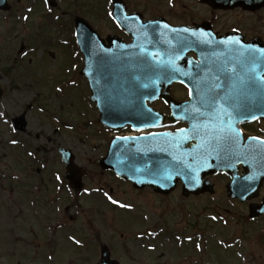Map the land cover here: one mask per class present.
Here are the masks:
<instances>
[{
    "label": "rangeland",
    "instance_id": "1",
    "mask_svg": "<svg viewBox=\"0 0 264 264\" xmlns=\"http://www.w3.org/2000/svg\"><path fill=\"white\" fill-rule=\"evenodd\" d=\"M32 1H21L12 12L13 19L7 20L0 34V57L6 60L4 65L7 64L6 67L12 69V81L17 87L0 102V142H3L0 144V214L3 213L0 232L4 234L3 230L7 229L10 233V223L22 224L24 221L17 212L23 209L20 192L24 187L20 185V180L12 179L13 174L14 177H20L21 166H30L31 160L26 159L24 152L35 151L34 161L50 163L42 176L47 181L52 180L48 186L49 192L41 195L40 203H54L60 207L72 203L73 194L69 187L57 179V176L63 178L64 173L58 148L65 147L73 151L77 164L88 172L85 189L77 199L82 207L80 219L94 221L99 233L95 236L87 231L86 237L82 236L83 243L79 244L73 240L57 239L59 242L54 248L56 256H51V263L41 260L39 264H93L98 261L95 249L99 250L101 244L107 245L112 250L113 257L122 264H264V237L260 239L256 236L257 230L264 231V221L258 225L242 222L248 216V208L227 197L225 178L213 180L217 184L214 195L186 201L180 195L162 199L148 192H137L110 174L102 173L98 162L106 154L109 135L103 130L99 133V114L91 107L87 85L80 76L81 55L71 33L74 34L76 16L95 24L104 36L117 33L108 18H102L101 14L97 17V11L102 6L106 8L109 0H55V8L49 7L45 0H37V11L34 10ZM125 1L132 10L142 12L145 17L163 15L160 0ZM25 16L29 18L23 19ZM22 45L25 49L20 53ZM14 58L18 59L19 65L14 62L10 64L9 61ZM1 75L0 72V83L4 85L2 90L8 92L6 87L11 86V78L6 80ZM57 82H60L58 88H62V92H57ZM31 101L36 106H31L34 115L27 111L29 124L26 138L24 135L14 136L5 125L1 126L2 120L13 119L27 110L26 105ZM38 134L41 137L36 141L35 135ZM48 136L52 139L51 143L47 142ZM13 140L17 141L15 145L20 149L14 148ZM26 140L30 142L27 143ZM21 153L24 155L23 163ZM8 175L13 181V190L8 188ZM36 181H39L37 177ZM102 188L115 199L131 203L134 208L122 209L112 204L100 193ZM3 209L7 211L3 212ZM72 213L76 214L75 211ZM138 215L144 216L148 224H144L143 218ZM213 216L217 219L213 220ZM149 228L153 231L170 232L173 236L178 234L196 238L193 243L184 239L181 244L171 237L167 238L165 234L159 239L153 235L141 241L147 247V250H143L144 246L141 247L136 236ZM122 234L125 235L124 238H121ZM10 236L11 233L7 234L6 244L0 242V264H16L18 258L22 259L27 253L31 258L32 248H23L18 257H12L15 244H11ZM61 237L62 234H59L58 238ZM221 240L235 246H222L218 242ZM197 244L202 245L203 251L197 249ZM18 245L26 246L22 242ZM148 246H154L155 250L149 251ZM5 250L6 257L3 256Z\"/></svg>",
    "mask_w": 264,
    "mask_h": 264
},
{
    "label": "water",
    "instance_id": "2",
    "mask_svg": "<svg viewBox=\"0 0 264 264\" xmlns=\"http://www.w3.org/2000/svg\"><path fill=\"white\" fill-rule=\"evenodd\" d=\"M123 16L126 17L125 14ZM131 17L128 18L132 19ZM78 28V41L82 51L87 55L83 74L87 75L93 90L92 100L97 102L102 112L101 123L112 130L123 129L127 125L142 124L151 127L161 123L165 117L144 106L146 100L154 102L155 98L143 99L141 97L139 93L142 88L135 80L136 74L133 65L114 64L111 59L102 62L98 55L102 51L107 52L102 47L104 41L85 22L79 21ZM134 37H136L137 43L150 45L152 52H161L160 35L151 32L148 36L142 34ZM109 41L113 44L116 42L113 39H109ZM122 50L124 49H120V51ZM157 58L159 59L158 56ZM157 58L151 60L150 67L152 70L149 84L152 92L159 93L161 89L167 91L174 79H171L170 76L168 78L161 77L164 68ZM177 76L179 77L178 74ZM204 91L208 92L209 89L205 88ZM162 96L172 109L173 116L170 119L175 121L180 107L169 95L164 93ZM251 108L253 110L250 114L264 118V89L263 109L255 105V100H253ZM129 144V139L113 141L108 156L102 164L104 167L112 168L123 177L132 180L138 187L151 185L157 191L170 192L180 178L185 182L186 192H212V185L207 181L203 182L202 179L208 174L223 169L230 171L232 176V182L227 187L229 196L244 201L258 194L264 180V145L256 144V142H250L243 151L242 163L246 173L242 178H239L236 173V166L240 164V161H230L223 158L211 159L212 152L209 151L212 150V147H198L195 151L197 160L194 165L189 166L186 163L171 160L163 152L138 154V151H133L134 148L128 146ZM159 144L160 142L157 143V145ZM218 148V146H214V150ZM184 155V153L180 154L181 157ZM69 156L66 154L65 159H71ZM178 171L180 174H177ZM186 172H190L191 176L196 177L199 182L196 183V180L191 179L189 175L186 176ZM167 175H171L172 179H160L161 176ZM153 179H156L157 182L151 183ZM191 185L194 186V189L189 187ZM252 212L259 213L258 208H252ZM103 257L104 260L101 264H109L107 256L104 255Z\"/></svg>",
    "mask_w": 264,
    "mask_h": 264
},
{
    "label": "flooded vegetation",
    "instance_id": "3",
    "mask_svg": "<svg viewBox=\"0 0 264 264\" xmlns=\"http://www.w3.org/2000/svg\"><path fill=\"white\" fill-rule=\"evenodd\" d=\"M17 1L18 3L21 2V0ZM13 2L14 0H9L10 4H13ZM238 2H242L243 4L240 5ZM160 3L164 9L163 15L161 16L169 25L188 29L187 32L189 34L186 35V41H197V37L193 35L194 32L199 30V27L205 26L209 32V34H206L208 36V39L206 40L210 47L209 62L213 74V80L215 82H220L221 84H226L229 88H231L233 81H235L236 87L232 92V96L236 98L245 97L247 93L245 85H243L242 89L246 93H237L240 90L238 88L241 83L238 77L243 76L247 79V77L249 75L252 76L253 73H246L242 70L241 63L243 62L248 65L249 58L255 56L256 74L261 73L262 75L264 0H161ZM9 9L12 10L13 6L11 5ZM9 12L0 9V34L2 33L1 30L6 23V17ZM98 16H100L99 12H97V17ZM236 41L239 43H235ZM249 46L252 48L251 52H248ZM260 47L262 48L260 50L261 52H258V48ZM186 49L188 51H193L194 44L186 45ZM197 60V55L193 52H189L184 59V65L191 66V64H194ZM81 61L82 63L84 62V57L82 55ZM5 63H7L6 60H3V58L0 57V67L4 68L0 69V72L2 74L1 76L4 78H6L8 72L6 65H4ZM232 68L236 69L238 75H234L231 72ZM225 69H227V71H225ZM217 77L219 79H217ZM177 86L181 91L173 92L174 87H176L174 86L172 89L173 97L181 102L188 101L191 96L190 92L183 86ZM219 94L226 95L223 93ZM2 99L3 97L0 98V101ZM159 104L162 103L158 102L156 105L158 106ZM29 106L31 107L32 105L30 104ZM27 113L28 112H26V114ZM28 124L29 123H27L23 130H18L17 132L22 134L26 133L28 130ZM258 125L259 133H264V123L259 121ZM252 127V125H245L243 128L251 129ZM187 128L188 126L182 123L177 125L167 124L164 129H162V132L183 130ZM35 136L36 141L41 137L39 134ZM47 141L51 142L52 140L50 137H47ZM190 145H192V142H189L188 146ZM32 170L34 171V169ZM84 174L86 175L85 171ZM37 185L38 194H46L49 192L48 185L45 181H42L41 187L39 186V182ZM44 190L45 192H43ZM102 191L104 190L102 189ZM147 191L151 190L148 189ZM75 196H77V194H75ZM23 209L24 210H19V212L21 213V217L24 218L25 224L23 230L31 233V236L27 238L29 240L26 244L34 246L35 253L32 260L35 264H37V261L39 260L47 259L49 255H55V240L61 233L71 234L73 235L72 237H75V240H82L85 238L87 231L98 236L99 231L95 227L94 221H81L80 217L82 214H80V212L82 211V207L79 204L73 203L60 207V205L54 203H43L26 205ZM73 211H75L76 214H73ZM41 212L44 213V218L39 219ZM257 234L261 239L264 236V233L259 230H257ZM143 235H140L139 237L137 236L138 242L144 241L139 240L142 239ZM82 236L84 237L82 238ZM121 237L124 238V234H122ZM133 245L136 244L134 243ZM140 245L143 247L142 244ZM136 247L140 248V246ZM132 249L134 250V247H132ZM142 249L146 250V247L144 246Z\"/></svg>",
    "mask_w": 264,
    "mask_h": 264
},
{
    "label": "snow or ice",
    "instance_id": "4",
    "mask_svg": "<svg viewBox=\"0 0 264 264\" xmlns=\"http://www.w3.org/2000/svg\"><path fill=\"white\" fill-rule=\"evenodd\" d=\"M48 0H45V3H47ZM51 10V9H49ZM28 11L30 12L31 9H28ZM29 17L25 16L23 17V19L27 20ZM164 27H167V25H165ZM173 31H176V29H173ZM181 31L187 32L188 29L184 28ZM235 43H239L238 41H236ZM242 47V46H241ZM157 53L152 54V58L153 60L156 59L157 57ZM242 55V53H241ZM241 68L242 70H244L246 73H255L256 72V61L252 62L251 67H249L246 63H241ZM225 71H227V69H225ZM231 72L234 75H238L236 73V69L232 68ZM241 84H244L246 86H248L249 88H255L257 90H261L264 89V75H254V76H248L247 79H245V77L243 76H239L238 77ZM217 79H219L217 77ZM74 83V82H73ZM144 87H148L147 84L143 85ZM216 88L221 87V85L217 84L215 86ZM236 87L235 85V81H233L232 83V88L234 89ZM58 92H62L63 89L62 88H57L56 89ZM215 89H213L212 91H214ZM224 100L225 103H228L230 97L228 94L224 95L223 97H221L218 93L216 94V96L213 97H201L200 99V106L199 107H195L194 105L191 106L190 108L186 109V112H189V116L185 117L187 119H199L200 117H208L211 116L217 123V127L214 129V132L216 133V135L214 137H211L209 139V143H211L212 139H216V140H224V141H233L235 143H238L239 140V136L241 135V133L239 132H235L232 128V124L231 121L235 118L233 115V112L235 113V116H240L243 117L244 119H258L259 117L256 116L255 114H250L252 113V109L251 108H245L243 111L241 110V107L238 103H232L230 104V108L232 109V111H229L228 108H225L222 104H219V100ZM203 108L205 109V111H201L200 109ZM2 115V114H0ZM227 118V122L225 121L224 118ZM239 122H243V119H241ZM201 125L198 124H193L192 126V132L198 134L200 129H201ZM206 127V125L204 126ZM183 133H185L183 139L187 140L190 137L187 135L188 130L187 129H183L181 130ZM123 139H128V138H123ZM250 139H258V138H250ZM13 144H16L17 141L13 140L12 141ZM29 155H32V153H29ZM139 171V170H137ZM177 174H180L179 171L177 172ZM190 176L191 179L196 180V183H198V179L194 176H191V173L188 174ZM57 179L59 180L60 177L57 176ZM160 179H166V180H171L172 176L171 175H167V176H161ZM157 180L153 179L151 181V183H156ZM97 191H99V189H97ZM104 196L107 197V199L114 205H117L118 207L122 208V209H128L131 210L134 208V206L131 203H124L121 202L118 199H115L112 195H110L108 192H104ZM213 220H216L217 217L213 216L212 217ZM226 223V221H225ZM146 235L152 236L155 235L157 233H153V232H147L145 233ZM71 239H73V241L77 244L80 243V241L75 240V237H72ZM178 240H180V237H177ZM187 240L191 241L193 239L192 236H188L186 238ZM181 244L183 243V240H180ZM222 246L228 247L231 246L229 244H227L225 241L221 240L219 242ZM151 249L154 251L155 247L154 246H150ZM197 249L200 251H203V247L201 244H197L196 245Z\"/></svg>",
    "mask_w": 264,
    "mask_h": 264
}]
</instances>
